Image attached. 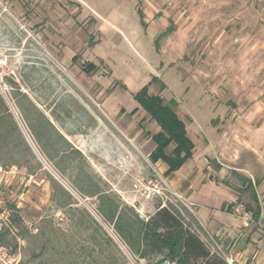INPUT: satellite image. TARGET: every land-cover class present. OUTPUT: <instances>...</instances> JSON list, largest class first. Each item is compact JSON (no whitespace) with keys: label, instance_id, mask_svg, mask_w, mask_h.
Masks as SVG:
<instances>
[{"label":"rangeland","instance_id":"374dc122","mask_svg":"<svg viewBox=\"0 0 264 264\" xmlns=\"http://www.w3.org/2000/svg\"><path fill=\"white\" fill-rule=\"evenodd\" d=\"M148 84L149 94L178 102L176 111L195 142L189 186L198 175L200 186L216 178L222 186L212 196L214 203L234 195L232 189L239 192L248 175L264 181V0H0V111L3 97L43 163L40 168L30 152L25 166L0 161L2 264H104L105 253L121 264H138L96 211L106 198H82L69 189L129 261L111 242L101 253L83 239L89 232L72 224L75 212L52 200L45 169L61 183L78 179L90 191L103 190L121 208L134 207L146 219L159 206H174L213 253L227 263L235 256L201 226L196 203L170 183L166 164L151 158L152 135L161 126L136 100ZM19 102L32 119L42 111L52 121L53 143L59 131L68 141L65 148L77 149L65 178L29 141ZM8 121L7 116L4 128ZM252 146H260V158L248 150ZM219 161L225 164L222 171ZM258 190L264 205V182ZM247 199L248 193L235 205L246 209ZM18 216L22 226L9 230ZM237 218L242 227L264 233V219L245 225Z\"/></svg>","mask_w":264,"mask_h":264},{"label":"trees","instance_id":"16d2710c","mask_svg":"<svg viewBox=\"0 0 264 264\" xmlns=\"http://www.w3.org/2000/svg\"><path fill=\"white\" fill-rule=\"evenodd\" d=\"M149 86V84L144 86L136 93V100L161 126V131L152 135L156 147L150 155L153 161H163L168 165L165 172L168 175L180 169L193 156L195 143L188 134L186 122L180 118L176 111L178 102L174 99L165 102L164 97L160 94H149ZM165 86V83H162V87ZM24 96L28 98L26 94ZM2 101L5 109L0 111L1 163L3 166L11 164L25 166V152H30L36 158L40 168H43V163L33 153L21 126L13 117L3 97ZM16 105L21 111L22 122L42 156L61 177L65 178L67 161L71 155L78 152L77 149L69 151L65 148L62 143L68 141L59 131H57L60 139H58V143L51 141L49 132L54 125L45 113L38 111L39 117L32 119L30 109L25 110L21 102L16 103ZM7 116L10 117L11 122L8 121L9 125L4 128ZM12 129L16 130V134L10 131ZM171 142H174L175 145L168 152L167 148ZM4 151L11 153L13 159L7 160L2 154ZM30 171L32 174L35 173L32 166ZM45 171L52 184V200L56 206L60 209H68V212H75L71 215L72 224L80 226L82 231H88L89 236L87 235L83 239L88 240L95 248L96 246L100 247L101 253L105 251V243L111 242L122 253L124 259L129 261L127 255L121 251L114 238L102 224L101 221H103L107 225L113 226L115 234L125 245L133 261L138 264L141 260H147L149 264H228L224 257L211 251L206 241L192 228L191 223L186 220L182 212L174 206H159L157 211L146 219L134 207L125 206L121 208L105 191H90L83 182L75 179L70 185L80 197L99 195L107 199L103 200L96 208L102 219L99 221L87 207L79 206L80 200L49 170L45 169ZM244 183L247 187L252 186L250 178L244 179ZM246 209L253 213L256 221L261 220L259 205L254 210L249 206ZM77 212L84 214V216L76 217ZM15 219L10 220L9 230L22 226L23 218L18 216ZM83 225H86L87 228H81ZM40 232L43 233L42 230ZM104 264L121 263L105 253Z\"/></svg>","mask_w":264,"mask_h":264},{"label":"crops","instance_id":"0c3cea01","mask_svg":"<svg viewBox=\"0 0 264 264\" xmlns=\"http://www.w3.org/2000/svg\"><path fill=\"white\" fill-rule=\"evenodd\" d=\"M195 148L193 156L180 169L168 174L170 183L184 191L187 197L196 203L195 213L201 226L211 236H215L224 246L233 249L235 254L233 258L235 260H238L241 264H252L255 262L253 260L256 259V264H264V233H262V229L244 228L234 220L237 218L231 214V209L235 206V202L241 200V198L245 199L246 193H248L250 199H247V206L254 210L259 205L261 209V219H264L263 200L261 198V192L258 190L259 186L263 184L264 181L258 178L256 179L253 174L248 175L245 178H250L252 180V186L247 187L243 181V186H240L241 190L239 192L232 189L231 191L235 192L234 195H231L223 201L219 200L212 203L211 199L212 196H215L216 188L222 186L217 182L216 178H209L200 186L198 182L199 179H201V175H198V179L194 181V184L189 186L192 182L187 176V171L188 168L195 165ZM244 149H247V147H244ZM248 150H251L255 156L259 155V158L262 155L260 146H252L251 149ZM227 153L230 154L231 152L229 151ZM219 162L222 164V171L224 170L225 164L221 161ZM230 164H232V166L235 165L234 163ZM166 168L168 169L167 164ZM233 168L238 171L241 169L238 166H233ZM215 172L221 177L220 171ZM183 180L185 181L183 182ZM181 184L183 185L181 186Z\"/></svg>","mask_w":264,"mask_h":264},{"label":"built area","instance_id":"2783aa9c","mask_svg":"<svg viewBox=\"0 0 264 264\" xmlns=\"http://www.w3.org/2000/svg\"><path fill=\"white\" fill-rule=\"evenodd\" d=\"M232 213H234L236 218L239 217V219H241L245 223V225L253 224L255 222H260V221L255 220L253 213L251 211L243 208L241 205H235L232 209ZM5 258H6V255L2 247H0V259L4 260ZM227 260H228V264H238L239 262L235 260L234 258H229V257L227 258ZM4 263H6L5 260H4ZM0 264H2L1 261H0Z\"/></svg>","mask_w":264,"mask_h":264},{"label":"water","instance_id":"95a60500","mask_svg":"<svg viewBox=\"0 0 264 264\" xmlns=\"http://www.w3.org/2000/svg\"><path fill=\"white\" fill-rule=\"evenodd\" d=\"M16 114H17V112H16ZM18 115V114H17ZM20 119V118H19ZM23 125V124H22ZM24 127V126H23ZM27 133V132H26ZM27 137H28V139H29V141H31V143L33 144V146H34V148H35V150H36V152L38 153V155H40L42 158H43V156H42V154H41V152L37 149V147L35 146V144H34V142L32 141V139H31V137L29 136V134L27 133ZM68 189H73L69 184H67L64 180H63V182H62Z\"/></svg>","mask_w":264,"mask_h":264}]
</instances>
